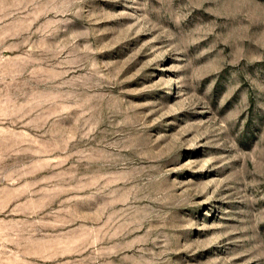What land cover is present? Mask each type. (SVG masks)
<instances>
[{
    "label": "rangeland",
    "instance_id": "rangeland-1",
    "mask_svg": "<svg viewBox=\"0 0 264 264\" xmlns=\"http://www.w3.org/2000/svg\"><path fill=\"white\" fill-rule=\"evenodd\" d=\"M0 264H264V0H0Z\"/></svg>",
    "mask_w": 264,
    "mask_h": 264
}]
</instances>
